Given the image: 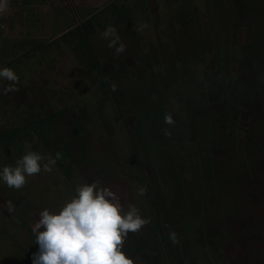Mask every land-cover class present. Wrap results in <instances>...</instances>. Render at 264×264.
Wrapping results in <instances>:
<instances>
[{
  "label": "rangeland",
  "instance_id": "obj_1",
  "mask_svg": "<svg viewBox=\"0 0 264 264\" xmlns=\"http://www.w3.org/2000/svg\"><path fill=\"white\" fill-rule=\"evenodd\" d=\"M74 1L16 0L26 27L0 22L20 78L0 87V171L62 153L22 189L0 180V264H32L39 212L94 180L150 220L124 244L134 264H264V0Z\"/></svg>",
  "mask_w": 264,
  "mask_h": 264
},
{
  "label": "clouds",
  "instance_id": "obj_2",
  "mask_svg": "<svg viewBox=\"0 0 264 264\" xmlns=\"http://www.w3.org/2000/svg\"><path fill=\"white\" fill-rule=\"evenodd\" d=\"M10 11V0H0V16ZM146 24L138 25L143 30ZM108 40L107 47L115 49L117 54L126 51V45L114 27L109 25L101 34ZM0 85L3 92H18L16 86L19 76L9 67L0 68ZM115 90V84L112 85ZM164 123L174 125L172 114L165 113ZM171 136L168 129H162ZM30 147V146H28ZM62 159V153L49 154L47 157L35 151H27L16 161V166H4L0 171V180L9 188L22 189L28 183V177L51 172L53 166ZM46 161V162H45ZM144 187L137 189V195L146 194ZM75 196L58 212L48 208L39 212V219L32 231L36 237L38 250L32 254V264H134L123 251L129 233H138L150 220L141 216L135 205L125 210L120 198L107 187H101L99 180L85 182L75 187ZM11 212L14 206L7 202ZM43 229V231H41ZM177 242L176 233L169 237Z\"/></svg>",
  "mask_w": 264,
  "mask_h": 264
},
{
  "label": "crops",
  "instance_id": "obj_3",
  "mask_svg": "<svg viewBox=\"0 0 264 264\" xmlns=\"http://www.w3.org/2000/svg\"><path fill=\"white\" fill-rule=\"evenodd\" d=\"M43 1L46 3L44 5V7H47L48 6V0H43ZM15 2H16V0L15 1L10 0V11L8 13H6L5 15L0 16V22H2L4 20L8 21V24L5 25L6 27H8L6 35H11V33H12V30H9V28H13V27L17 28V26L26 27L25 23H26L27 18H28V14L26 13L27 12L26 3L16 4ZM72 2H73V4L75 3L78 6V4L74 0H72ZM55 4H56V6H59V7L62 6L59 3H55ZM20 23H22V24L19 25Z\"/></svg>",
  "mask_w": 264,
  "mask_h": 264
}]
</instances>
